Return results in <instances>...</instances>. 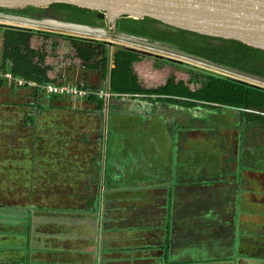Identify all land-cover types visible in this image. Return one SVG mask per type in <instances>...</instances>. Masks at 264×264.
Returning <instances> with one entry per match:
<instances>
[{
	"label": "crops",
	"instance_id": "obj_1",
	"mask_svg": "<svg viewBox=\"0 0 264 264\" xmlns=\"http://www.w3.org/2000/svg\"><path fill=\"white\" fill-rule=\"evenodd\" d=\"M60 77L57 84H74ZM96 113L85 98H35L0 84V264H246L264 257L253 159L251 169L239 163L234 173L211 170L206 159L200 173L193 156L175 160L177 171L164 177L161 144L145 142L153 156L139 161L129 158L126 142H113L107 181L103 137L90 135ZM247 204L252 209L244 211ZM192 245H204L208 257L189 258Z\"/></svg>",
	"mask_w": 264,
	"mask_h": 264
},
{
	"label": "trees",
	"instance_id": "obj_2",
	"mask_svg": "<svg viewBox=\"0 0 264 264\" xmlns=\"http://www.w3.org/2000/svg\"><path fill=\"white\" fill-rule=\"evenodd\" d=\"M47 9H49L50 15H55L56 20L61 22L91 27L103 26L102 21L96 18L97 12L93 10L66 4H53ZM44 11L45 8L33 7L23 9L0 8V14L30 19L42 18ZM114 29L117 33L146 39L149 42L161 43L183 54L232 71L264 79V51L241 42L174 29L147 17L138 20L126 16L120 17L116 20ZM0 33L1 73H10L14 78L37 86L56 85L62 80L57 75L59 68L57 67L55 70L52 64L48 62L49 59L56 57L53 52L56 48L55 44H52L51 47L53 51L49 52L47 50L46 43L51 34L13 27H0ZM65 38L71 47L72 54L63 56L62 60L65 59L68 66L74 61L86 73L77 83V87L80 89L98 90V88L87 82L86 76L88 73L98 72L103 82V88L113 95L109 102L121 98H142L148 102L168 104L187 110L205 109L212 113H220L226 109L237 113L239 128L242 129L245 125L264 130V89L251 87L195 69H188L187 73L191 79L187 82L169 77L163 84L147 88L143 86L135 71V65L140 63L144 56L115 48L111 52L108 45L99 41L68 36H65ZM35 39L37 44L33 46ZM197 79L199 81L196 82ZM2 83L5 84V80L1 79L0 84ZM192 84H196L197 87L191 89L190 85ZM26 89H29L35 98L37 95H46L51 99L59 97L47 95L37 88ZM85 101L90 105H94L95 110L103 115L102 111L105 104L102 100L91 95L87 96ZM148 142L150 143V141ZM141 143L138 150H134L133 147V149H128V151H131L130 155L136 152L135 156L133 155L131 158L141 159L142 157L151 158L153 156V150L150 149L153 145L146 144L144 141H141ZM105 147L104 142L103 149ZM157 151L160 158L158 159V165L162 164L161 169L164 177L175 173L177 165L173 163L172 155H167L164 150L161 152L157 149ZM107 154L105 161L108 163V158L111 157L110 151ZM136 156L137 158H135ZM110 162L109 166L107 165L105 169H101V178H109L111 181ZM195 168L198 170L199 165L196 164ZM104 198L106 199V195H104Z\"/></svg>",
	"mask_w": 264,
	"mask_h": 264
},
{
	"label": "rangeland",
	"instance_id": "obj_3",
	"mask_svg": "<svg viewBox=\"0 0 264 264\" xmlns=\"http://www.w3.org/2000/svg\"><path fill=\"white\" fill-rule=\"evenodd\" d=\"M2 24L15 25L11 20L0 18V27H3ZM43 30H49V28H43ZM53 32H55V34L49 33L51 36L46 45L49 52L53 51L51 50L52 44L56 45L53 51L56 57L49 59L48 62L52 64L55 70L57 67L59 68L57 75L60 76L62 74L66 80L78 86L77 83L80 82L83 78V74L86 73L81 70L74 61L68 66L67 61H65V59L62 60V57L72 54L71 47L65 38V34H79L63 30H53ZM56 33H58V35ZM79 36L93 38V36ZM99 39L104 40V38ZM109 40L151 54L161 55L187 63V65L178 64L150 55L144 56L142 61L135 65V71L143 86L147 88L159 86L169 77L187 82L191 79L187 73L188 69H192L190 65L208 68L204 64L163 49L150 48L148 46H142L140 44L114 38ZM113 49V47H109L111 52ZM208 69L220 72V70L214 68ZM86 76L87 82L91 86H95L98 89L103 88V82L98 72H91ZM195 81L197 82L199 80L197 79ZM195 87H197L196 84L190 85L191 89ZM102 112L103 115L98 112L96 113L94 117L95 124L91 126L93 128L97 127V130H100L97 131L94 129V133L90 135L91 137L102 135L103 142L106 144L105 149H103L105 150L104 159L106 155L108 156V151L111 153V144L113 142L115 147L120 142H126L128 149L134 148V150H138L140 144H142L141 141L147 143H149L148 141H150V143L157 141L163 146L161 147V152L164 150L166 154L170 152L171 148L173 151V163H175V160L176 162L183 160L186 162V159L195 156L196 164L202 168L199 170L201 171L200 173L204 172L202 163L205 162L204 160L206 159V165L209 166V169L211 168L212 170V168H214V170L217 169L219 172L227 169L226 171L233 173L237 170L236 167H239V163L244 165L241 166L240 169L242 168L245 171L251 169L252 164L248 165V163L253 159L254 167L252 169L259 173V182L258 185H255L257 184L255 181L250 182V187L254 188V198L258 200V203L254 204V209L260 215V225L264 226V218L262 219V217H264V130L255 126L245 125H243L242 129L239 128L238 115L235 111L224 109L220 113H212L205 109L187 110L168 104L163 105L161 103L148 102L142 98L114 99L105 105ZM89 114L91 116L93 115L91 112H89ZM95 132L97 133L95 134ZM172 143L174 144L172 145ZM173 147L176 149L174 150ZM113 149L116 150V148ZM120 149L121 148H119V150ZM130 152L127 154H129V158L131 159L136 152L131 155ZM124 154L125 152H123V154H118V157H124ZM135 158H137V156ZM138 160L140 161V159ZM243 177L244 180L242 183L244 187H246V183H248L246 180L250 178V175L244 173ZM245 189H247V187ZM237 193L238 199L239 194H242L241 189H239ZM247 208L252 209L251 204H247V206L244 207V211H246ZM239 214L240 209L236 207L235 216ZM261 232H263V230H261ZM262 236H264V234ZM233 249L236 251V247ZM188 251H190L188 252V256L191 259L206 258L208 257L207 253H209V251L207 252L205 250L204 245H192ZM186 253L187 252H183L181 256L186 255ZM211 255L214 254H210L209 256ZM233 255V259L236 260V257L240 256L239 251L237 250ZM231 256L232 255H230V257ZM255 260L256 261L253 262L244 260V262L246 264H264L263 256Z\"/></svg>",
	"mask_w": 264,
	"mask_h": 264
},
{
	"label": "water",
	"instance_id": "obj_4",
	"mask_svg": "<svg viewBox=\"0 0 264 264\" xmlns=\"http://www.w3.org/2000/svg\"><path fill=\"white\" fill-rule=\"evenodd\" d=\"M53 4H66L96 11V18L100 21L104 20L107 28L70 24L46 17L30 19L0 14V18L15 23V25L2 24V26L51 34H55L53 30L75 32L79 35L93 36V38L72 34L65 35L84 40L99 41L115 49L135 52L142 56L150 55L187 65L184 61L151 54L112 42L109 39L125 40L150 48L163 49L204 64L208 68L220 70L222 73L189 64L192 69L264 89V79L262 78L232 71L183 54L161 43L149 42L146 39L112 31L116 20L120 17L126 16L135 20L147 17L174 29L213 38L234 40L264 51V0H0V8L3 9H23L26 7L46 9ZM43 28H49V30H43ZM56 34L58 35V33ZM99 38H104V40Z\"/></svg>",
	"mask_w": 264,
	"mask_h": 264
},
{
	"label": "built area",
	"instance_id": "obj_5",
	"mask_svg": "<svg viewBox=\"0 0 264 264\" xmlns=\"http://www.w3.org/2000/svg\"><path fill=\"white\" fill-rule=\"evenodd\" d=\"M1 79L13 84L16 87L37 88L47 95L68 96L75 99H83L92 95L97 99L102 100L105 105H107L110 98L113 96L104 88H100L98 90H84L78 88L75 84L61 83L56 85L46 84L43 86H37L36 84L14 78L10 73L0 72V80Z\"/></svg>",
	"mask_w": 264,
	"mask_h": 264
},
{
	"label": "flooded vegetation",
	"instance_id": "obj_6",
	"mask_svg": "<svg viewBox=\"0 0 264 264\" xmlns=\"http://www.w3.org/2000/svg\"><path fill=\"white\" fill-rule=\"evenodd\" d=\"M42 15H43V17L51 18V19L56 20L55 15H54V16H53V15H50V11H49V9H47V8L45 9V11H44V13H43ZM57 21H58V20H57ZM102 24H103L102 27L107 28V25H106V23H105L104 20H102ZM112 31H113L114 33H117V32H115L114 26H113ZM109 47H110V46H109Z\"/></svg>",
	"mask_w": 264,
	"mask_h": 264
}]
</instances>
